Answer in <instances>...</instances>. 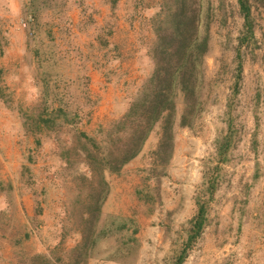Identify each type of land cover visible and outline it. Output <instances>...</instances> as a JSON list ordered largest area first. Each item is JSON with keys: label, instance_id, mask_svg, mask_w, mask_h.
<instances>
[{"label": "rangeland", "instance_id": "obj_1", "mask_svg": "<svg viewBox=\"0 0 264 264\" xmlns=\"http://www.w3.org/2000/svg\"><path fill=\"white\" fill-rule=\"evenodd\" d=\"M122 1L24 0L23 15L16 21L0 17V242L8 249L5 256L0 248V264H38L39 258L52 264L78 262L74 251L81 242L80 208L86 192L79 179L86 172L85 157L70 126L50 129L38 117L58 104L55 99L85 103L89 92L97 103L86 107L90 119L85 117L82 127L104 143L126 114L128 95L132 101L138 98L142 82L122 83L119 76L113 34L123 21L136 35L139 52L145 38L153 48V20L159 12L164 19L173 3L125 0L121 6ZM201 6L202 34L210 38L204 61L205 111L194 128H182L183 104L178 103L169 163L150 159L161 134L160 126L156 128L132 160L137 166L133 173H142V179L124 204L112 199L115 181L106 175L110 190L103 218L132 220L140 247L126 263L92 258L88 264H172L182 253L198 199H209L206 179L218 160L217 143L229 130L230 103L235 133L231 160L210 200L208 225L184 264H264V7L252 2L254 35L244 42L245 20L237 0H202ZM28 16L33 20L24 30L21 20ZM65 23L70 33L60 29ZM11 28L15 34L23 32L24 39L10 42ZM148 29L153 33L148 35ZM238 54L242 80L236 87ZM95 71L119 94L99 126L90 125L99 106L92 89Z\"/></svg>", "mask_w": 264, "mask_h": 264}, {"label": "trees", "instance_id": "obj_2", "mask_svg": "<svg viewBox=\"0 0 264 264\" xmlns=\"http://www.w3.org/2000/svg\"><path fill=\"white\" fill-rule=\"evenodd\" d=\"M237 1L245 20L244 42H248L254 35L252 2H258L264 7V0ZM171 2L173 5L166 10L165 18L161 19L162 15L159 12L153 20L157 39L150 52L154 63L153 73L142 85L136 100L132 101L129 95L125 99L126 114L108 134L104 143L89 137L82 127L83 119L85 117L90 119L86 107L97 103L89 92H86L85 103H62L55 99L58 104L53 108L51 105L47 106L38 117V123L50 129L62 124L70 126L78 135L81 155L85 157L83 163L86 172L80 175L79 180L85 185L86 198L81 200V242L74 251L75 260L78 261L76 264H88L92 258L102 262H118L123 259L126 263L125 259L135 254L140 244L135 236L138 229L132 230L133 221L114 216L103 218V205L110 190L106 175L119 174L128 163L138 157L158 126L161 129L159 143L150 159L155 164L169 163L175 148L178 103L183 104L180 118L182 128H194L196 121L205 111L204 61L210 51V38L208 33L202 34V0ZM69 26L70 24L65 23L60 25V29L70 33L72 30ZM102 45H105L103 41ZM238 58L236 87L242 80L240 54ZM86 81L87 86L90 82L88 75ZM231 109L232 103L228 111V133L217 143L218 160L206 179L205 193H208L209 199L205 196L198 199V212L190 222L188 238L182 253L174 258L172 264H184L188 252L201 238L208 225L210 200L218 190L224 165L231 160L235 141ZM147 171L150 173V169ZM37 211V214L42 213L39 209ZM37 262L52 264L41 258Z\"/></svg>", "mask_w": 264, "mask_h": 264}, {"label": "crops", "instance_id": "obj_3", "mask_svg": "<svg viewBox=\"0 0 264 264\" xmlns=\"http://www.w3.org/2000/svg\"><path fill=\"white\" fill-rule=\"evenodd\" d=\"M2 1V4H0V17L8 18L13 21H16L19 17L23 15V7H24V0H0ZM122 1V0H121ZM123 0L120 2V5L122 6L124 4ZM7 3V4H6ZM5 6V7H4ZM118 28H116V32L113 34L116 36V42L118 45V73L120 78H122V83H136L139 85L140 82H142V85L151 77L153 70H154V63L151 59V49L153 44H148L147 38L144 39L142 42V49L139 52V48H141L138 45H135V34L129 30L128 25L125 24L123 21L118 22ZM10 27V25H9ZM15 29V28H14ZM11 31L13 34L12 37L9 35L10 42H15L16 40H22L24 39L23 32H18V34H15L13 32V28H11ZM144 33L145 30L143 29ZM148 35L149 33H153L152 29H148ZM147 35V34H146ZM143 36V35H142ZM155 37V36H154ZM1 40V37H0ZM145 42V43H144ZM151 47V49H149ZM139 58H142V77H140V71L138 67V62L140 63ZM92 89L97 90L96 94L98 96V111L96 109L94 116L92 117V121L90 125L96 126V125H104L105 120L108 119L110 116V113L107 109H109V105L114 102V98H116L119 94L116 92L114 86H112L109 83H106V81L103 79L102 75H99L98 71L92 72ZM142 78V80H141ZM99 81V82H98ZM100 83V85H98ZM97 85V87L94 86ZM94 124V125H93ZM136 163L134 161H131L128 163L119 174H111L112 179L115 181L114 186H111V193H112V199L114 201L116 198L119 201H123L122 204H124L127 201V195L134 192L139 186L136 185V183H139L140 179H142V176L140 174L142 173H133L134 169L136 168ZM140 175V176H139ZM125 181V183H124ZM119 182H123L122 184H118ZM140 185V184H139ZM134 188V189H133ZM140 189V188H139ZM110 200H108L109 202ZM135 218V217H134ZM139 224H142V218L139 222ZM140 237L142 235V232L139 233ZM3 242H0V248L1 253H4L6 256V252H8V249L3 248Z\"/></svg>", "mask_w": 264, "mask_h": 264}, {"label": "built area", "instance_id": "obj_4", "mask_svg": "<svg viewBox=\"0 0 264 264\" xmlns=\"http://www.w3.org/2000/svg\"><path fill=\"white\" fill-rule=\"evenodd\" d=\"M33 20V19H32ZM31 16H28L27 18H24L21 20V27L24 30H29V24L32 23Z\"/></svg>", "mask_w": 264, "mask_h": 264}]
</instances>
